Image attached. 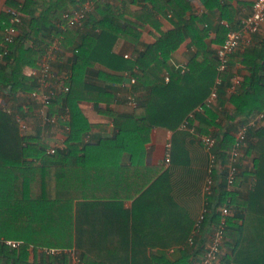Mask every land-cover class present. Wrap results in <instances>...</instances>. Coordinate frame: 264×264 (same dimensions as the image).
Returning <instances> with one entry per match:
<instances>
[{"label":"trees","instance_id":"1","mask_svg":"<svg viewBox=\"0 0 264 264\" xmlns=\"http://www.w3.org/2000/svg\"><path fill=\"white\" fill-rule=\"evenodd\" d=\"M83 1L45 0L46 7L39 16H33L29 29L19 33L7 47L3 42L10 13L4 12L0 17V60L1 57L4 60V64H0V92H3V97L8 99L7 102L13 109L9 113L0 108V264H72L69 253L65 251L53 255L44 253L38 260L31 259L32 250L39 248H74L81 255L80 264H192L203 253L205 246L197 235L194 246L188 244L187 237L192 236L197 220L195 225L189 220L187 232L181 242L177 243L185 245L188 241L187 245L192 249L181 248L180 256L175 259L165 254L149 252L152 243H142L136 237L138 206L162 182L170 178L168 170L161 173L162 167L145 165L146 144L155 127L173 131L171 163L185 164L189 156L186 138L190 135V130H183L181 126L187 121L190 127H195L197 133L211 134L216 138L217 144L213 151L224 164L230 156L228 150L234 145L235 136L230 130L223 134H213V127L219 126L220 110L208 103V99L215 87L219 96L232 85V71H219V57L207 41L211 26L205 25L202 16L187 18L189 3L186 0H145L152 4V8L145 6L141 11L132 12L144 23L148 22L159 29L157 13L166 15L168 10L174 23L173 29L162 32L156 42L141 52L136 60L116 54L113 46L118 37L126 36L127 32H132L135 36L140 34L138 28L130 25L122 30L103 18L97 22V26L101 28L100 34L96 37L82 36L70 76L67 80L65 78V85L69 89L65 90L63 87L49 100L48 115L56 116L63 126H68V130L65 131V148L54 154L48 153L49 144L44 139L45 136L40 132H32L31 126L26 131L21 129L17 113L25 116V110L16 104V95L19 91L38 90V81L25 74V68L37 65L52 42V34L58 33L55 31L54 20L62 18L66 11L76 9L78 3ZM131 1L137 0H127L125 6H129ZM202 2L208 9L219 7L221 19L233 22L235 10L232 5L221 4V0ZM97 3L100 13L104 10L114 12V8L106 2L98 0ZM8 4L23 13L34 15V0H9ZM90 15L88 20L85 18L87 22L93 20ZM228 30L229 28L220 24L217 36L212 41L222 44ZM62 34L63 45L69 46L79 32L75 27L67 25ZM187 37L192 39L196 51L188 62V69L181 72L171 64V58ZM29 39L39 44L27 45ZM245 47L242 46L228 58L229 64L241 62L249 72L229 97L235 108L234 118L248 117L264 110V45ZM97 62L114 72L108 74L112 84L123 80L120 72H131L136 82L133 83L130 94L135 97L136 103L132 113L105 111L112 117L116 133L92 140L87 137L90 136L93 125L83 113L80 101L110 103L114 100V94L108 89L111 83L98 85L86 80L88 67ZM160 72L168 74L169 80H164L165 75L161 79ZM144 89L147 93L143 96L140 92ZM61 105L68 108L66 117L65 114H59ZM125 154L130 156L129 166L122 164ZM117 168L124 174L147 171L148 175L129 195L135 201L132 211L127 213L128 236L123 237L118 242V248H115L109 239L102 237L100 226L92 219L93 210L86 213L82 209L84 206H94L104 199L103 194H95L94 190H103L110 179L114 180L111 176L116 173ZM262 168L264 162L257 163V172H261ZM218 170V165L213 167L210 174L213 179ZM221 170L226 174L224 168ZM230 197L233 199L234 194L226 190L225 182L219 187L213 185L212 192L207 194V210L198 232H202L208 223H220L221 214L217 209ZM84 216L88 221H85ZM226 223V237L228 233L233 234V231L241 234L244 230L243 226L235 225L230 217H227ZM7 239L22 243L18 248H13L5 243ZM160 245L168 247L172 244ZM116 249H121L126 255L115 259L118 254ZM231 259L233 264H264V257Z\"/></svg>","mask_w":264,"mask_h":264},{"label":"crops","instance_id":"2","mask_svg":"<svg viewBox=\"0 0 264 264\" xmlns=\"http://www.w3.org/2000/svg\"><path fill=\"white\" fill-rule=\"evenodd\" d=\"M8 1L0 0V17L2 13L8 12L10 8H15L9 5ZM101 1L106 2L114 8V12L104 10L103 13H100L97 10L98 0H84L78 3L76 9L71 10L73 13L75 10L83 9L87 13L85 18L87 19L89 14H91L93 20L91 19L87 22L89 18L87 20L84 18L85 20H83L82 24L75 27L79 35L69 46H64L62 43L64 38L62 31L68 25L67 19L64 16L68 12L66 11L62 18L54 20L56 26L55 31L58 33L55 34V32L52 34V42L47 46L45 53L39 58L37 65L28 66L24 70L25 74L33 80L38 81V92L42 93L54 89L57 93L63 89L65 81L70 76L77 53L76 51L82 43V36L91 35L96 37L100 34L101 28L97 26V22L103 18H106L107 21L109 20L122 30H125L130 25H135L138 28L140 34L135 36L132 32H127L126 36H119L113 46V51L116 54L133 60H136L141 52L145 51L149 45L154 44L162 32H167L174 27V23L171 20V13L168 10L166 11V15L157 13V18L160 23L159 29L135 17L132 12L141 11L145 6L152 8V4L145 0L131 1L129 6H125L127 0ZM186 1L189 3L187 18L202 16L205 25L208 27L211 26L207 41L210 44V48L217 53L218 49L226 40L225 38L222 44L212 41L217 36L218 26L223 24L229 30L234 27L240 28L244 19L251 13L254 0H221V4L228 3L235 10L232 23L221 19V10L219 7L208 9L202 0ZM34 2V15L22 12L23 21L20 25L19 33L26 32L29 29L33 16H39L41 10L46 7L45 0H34ZM200 25L202 26L203 24L201 23ZM252 40L250 44L245 46L248 47L253 44L264 45V25L253 36ZM26 44L33 45L39 44V42H33V40L29 39ZM195 51L196 48L192 43V39L187 37L173 53L171 64L182 63L188 65ZM45 61L50 62L56 70L58 69L61 77L59 80H51L46 86H43L41 85L40 76L41 64ZM0 64H4L2 57ZM229 69L233 74L231 80L232 85L225 90L224 94L219 95L211 103L212 106L220 110V116L218 118L219 126L213 127L212 132L213 134H223V132L230 130L235 135L241 126L250 122H256V124L253 125L251 131L249 130L248 138L238 158L239 173L235 186L230 191L234 194V197L233 199L231 197L228 198L217 209L220 212L222 206L228 205L230 208L228 217L232 218V222L235 225L243 226L244 228L241 234L237 231H233V234L228 233L222 248L220 264H233V261H231L233 257H240L241 259L264 257V168H262L261 172H257L256 170L257 163L264 162V118L259 115L262 111L254 112L248 117L234 118L235 108L229 101V97L239 87V85L234 87L235 78L240 77L242 83L243 78L249 72L241 62L230 64ZM113 73L110 68L97 62L88 67L86 80L93 84L109 85L112 81L109 80L108 74ZM119 74L123 77V80L118 83H111V87H108L114 94V100L112 102L107 103L101 101L96 103V101L91 100L80 101V107L83 113L93 125L90 136L87 138L98 140L100 137L112 136L116 133L113 119L105 111L112 110L120 113H132L134 111L135 105L129 99L131 96L130 90L133 85V82H131L132 74L129 71H123ZM165 74L160 72L159 77L162 79ZM33 92L19 91L16 95V104L21 105L25 110V116L31 124L32 132L36 134L40 132L42 136L46 137L47 140L44 139L47 143L48 140L53 139H58L59 141L65 140V126L58 119L56 123L50 126H44L42 116L46 111V106L40 97L33 96ZM146 93L147 91L145 89L140 92L143 96ZM0 97L6 101L8 100L3 97L2 91L0 92ZM59 110L61 111L59 114H65V117L67 116L68 108L65 105H61ZM188 132L190 135L186 138V141L189 156L186 158L185 164L179 165L166 162L165 160L166 145L172 141L173 131L163 127L153 128L150 140L146 144L145 165L148 167H162L161 173L168 170L170 172V178L162 182L161 186L157 187L154 193L146 198L137 208L136 237L142 243H152L149 246V252L165 254L171 259L180 256L181 253L179 250L181 248L188 247L187 249H192L187 245L188 241H186L187 243L185 245H179L177 243L181 242L185 232H187L188 226L190 225L189 220H192L195 225L196 220H198L200 214L205 210L207 205L205 186L209 176H212L209 171L208 152L205 150L198 135L196 134L197 136H194L193 132ZM229 157H227L224 163L228 161ZM122 161V164L129 166L130 156L125 154ZM221 164L223 163L220 160ZM222 171L219 167L216 178L214 179V185L217 187L223 182L226 183L224 181L226 180V174ZM115 174L111 176L114 180L110 179L109 184L107 186L105 185L103 190H94L95 194H103L105 196L103 197L104 199L96 202L97 204L94 206H84L82 211L90 213L93 210L92 219L100 226L102 237L105 236L106 239H109L114 244L115 248H118V242L123 237L128 236L127 213L132 211L135 201L129 195L133 193L135 186L137 184L139 185L145 179L148 172L124 174V172H121L117 168ZM119 177L123 178V181ZM84 218L85 221H88V218L86 219L85 216ZM218 225L208 223L202 232L199 231L196 234L198 240L200 242L204 241L203 244L205 245L209 244ZM187 240H189V236ZM161 243H171L172 245L163 247L160 245ZM116 250L118 254L115 256V259L126 255L121 249ZM41 256V248L32 250L31 259L38 260Z\"/></svg>","mask_w":264,"mask_h":264},{"label":"built area","instance_id":"3","mask_svg":"<svg viewBox=\"0 0 264 264\" xmlns=\"http://www.w3.org/2000/svg\"><path fill=\"white\" fill-rule=\"evenodd\" d=\"M8 12L10 13V22L5 28V41L3 42V45L5 47H7L9 43H13L15 41L17 35L19 34L20 25L22 24L23 21V14L18 8H10ZM86 14H87L86 11L81 9V10H75L73 13L68 12L65 14L64 17L67 19L68 25L72 27H76L82 24L84 18L86 17ZM263 25H264V0H254L252 5V11L244 19L242 26L240 28H231L227 33V37L224 44L217 51V55L220 60L219 71H225L229 69V65H230L228 59L229 56L233 54L235 51L239 50V48H241L242 46L250 44L253 41L252 40L253 36L258 31L261 30ZM4 53H6V50ZM175 67L179 69L181 72H185L188 69V66L182 63L175 64ZM60 77H61L60 73L52 66L50 62L45 61L41 64V76H40V81L42 83L41 85L46 86L48 82H50L51 80L57 81L60 79ZM164 80L165 81L169 80L168 74H165ZM131 82L133 83L136 82V79L132 78ZM218 82H220L219 79ZM234 84H235L234 87L240 85L241 78L236 77ZM64 89L68 90L69 86L64 85ZM55 93L56 92L54 89L42 93L38 91L33 92V96L40 97L44 105L46 106V111L42 116L45 127L50 126L57 122L56 116L48 115V103ZM217 97H218V91L217 88L215 87L209 96L208 103L211 104L215 99H217ZM129 99L135 105L136 103L135 97L130 96ZM0 108L6 110L9 113L13 111V109L9 106V103L1 97H0ZM259 115L262 118H264V111L260 112ZM17 119L20 123L22 130L26 131L30 128L31 125L23 114L17 113ZM255 124L256 122L247 123L241 126V128L238 131H236L234 135L235 143L229 151L230 157L226 163L221 165H220V161L217 159L215 152L213 151L214 147L217 144V140L213 135L211 134L201 135L197 133L195 127L194 126L190 127L187 121L182 124L181 128L183 130L189 129L194 134H197L198 137L200 138L202 144L204 145L205 150L208 152L209 155L210 172H212L213 167H216L217 165L221 169L224 168V170H226V190L230 192L235 186L237 175L239 173V166L237 165L238 158L240 157L241 151L248 138V132L250 128H252L253 125ZM67 130H68V126H65L64 132ZM48 144L49 146L47 148V151L48 153L51 154H54L55 152L65 148L66 146L65 140L59 141L58 139L48 140ZM171 148H172V144L170 142L166 145V156H165L166 162H171ZM213 185H214V179L213 177L209 176L205 186V191L207 194H210L212 192ZM206 210L207 209L205 208V210L200 214L195 225L196 228L194 229L192 236H190L189 238V244L191 246H194L195 244V235L198 233V228L201 226ZM220 214H221V221L217 226V229L212 237L211 242L204 246L203 253L198 255L192 261V264H220V256L226 239V234H225L226 226H227L226 220L230 214L229 206L228 205L222 206L220 209ZM5 243L13 248H18L22 242L19 240L7 239L5 240ZM41 251L42 254L45 253L47 255L58 254L65 251L69 253L72 264H80L82 262L80 253L74 248L71 249L41 248Z\"/></svg>","mask_w":264,"mask_h":264}]
</instances>
